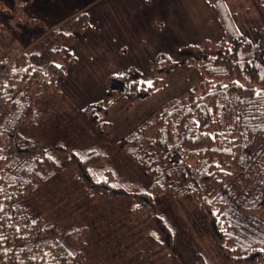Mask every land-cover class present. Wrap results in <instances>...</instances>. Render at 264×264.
Segmentation results:
<instances>
[{
	"label": "trees",
	"instance_id": "16d2710c",
	"mask_svg": "<svg viewBox=\"0 0 264 264\" xmlns=\"http://www.w3.org/2000/svg\"><path fill=\"white\" fill-rule=\"evenodd\" d=\"M34 1L15 0L16 10L0 22V264H87V229L62 226L34 210L36 195L66 168L92 203L132 201L134 215L151 214L169 249L173 230L157 205L165 194L192 200L227 264H264V25L253 40L237 27L226 0H208L221 21V40L184 45L178 60L159 52L149 62L152 84L135 66L109 72L102 98L78 112L108 138L115 97L149 99L179 66L198 70L202 80L114 146L105 140V146L67 151L30 134L38 126L39 103L65 96L58 79L76 59L74 33L88 28L89 17L78 12L66 28H47L23 46L12 30L40 25L27 17ZM258 2L264 20V0ZM0 7V14L10 11ZM110 149L131 159L146 183L130 186L117 176L104 163ZM65 154L64 162L59 155ZM169 259L181 264L174 253ZM195 264L211 263L199 255Z\"/></svg>",
	"mask_w": 264,
	"mask_h": 264
},
{
	"label": "rangeland",
	"instance_id": "374dc122",
	"mask_svg": "<svg viewBox=\"0 0 264 264\" xmlns=\"http://www.w3.org/2000/svg\"><path fill=\"white\" fill-rule=\"evenodd\" d=\"M104 1L35 0L30 6V12L28 9L27 17L34 16V19L40 21V25L35 26L34 30L20 25L18 31L12 30L13 35L23 46L29 45L33 38L40 36L41 39L47 28H55L59 24L66 28L68 19L83 12L85 6L93 3L95 7H100ZM226 1L231 13L235 15L237 27L255 40L258 30L264 25L258 0ZM14 2L15 0H0V5L2 3L10 10L0 14V22L6 21L10 13L16 10H13ZM163 4L166 6L165 10ZM149 9V16L165 17L167 24L169 20V26L173 30L172 38L169 44L165 43V47L173 60H178V49L184 45L197 44L203 39L218 42L224 37L221 21L208 0H151ZM160 46L157 44L154 50ZM76 59L65 66L64 76L58 79L65 96L48 97L39 103L41 115L38 117V126L30 135L42 145L53 147L60 143L67 151H71L85 149L90 145L105 146L103 143L107 140L112 147L151 118L165 103L183 96L202 80L198 70H187L179 66L165 76L163 88L149 99L135 101L124 95L115 97L107 117L112 126L109 137L106 138L97 133L78 112L94 101L93 95L88 100V93L104 88L105 81H95L98 71L92 69L84 57L78 61ZM138 69L146 84H152L154 76L150 66L139 65ZM110 150L109 159L104 163L112 165L117 176L131 183L130 186L146 183L143 174L131 159L116 149ZM66 156L67 154L59 155L64 162ZM34 203L36 212L50 217L55 223L87 229V264H172L170 253H174L181 264H195L199 255L211 264H227L219 253L199 208L190 198L176 199L165 194L157 200L158 212L173 230L170 249L156 230L151 214L134 215L132 201L92 203L84 186L74 181V173L70 168H66L36 195Z\"/></svg>",
	"mask_w": 264,
	"mask_h": 264
},
{
	"label": "crops",
	"instance_id": "0c3cea01",
	"mask_svg": "<svg viewBox=\"0 0 264 264\" xmlns=\"http://www.w3.org/2000/svg\"><path fill=\"white\" fill-rule=\"evenodd\" d=\"M150 4L151 0H105L100 7L93 3L84 7L89 26L74 33L70 49L76 61L84 57L98 71L95 81H105L109 71L119 73L130 66L149 65L159 52L167 50L165 43H170L172 27L165 17L148 15ZM157 44L161 46L154 50ZM103 92L104 88L90 91L87 98L91 100L93 95L92 100L97 101Z\"/></svg>",
	"mask_w": 264,
	"mask_h": 264
}]
</instances>
